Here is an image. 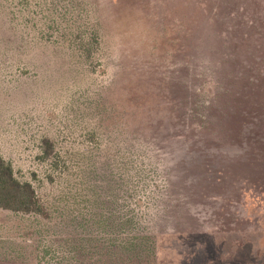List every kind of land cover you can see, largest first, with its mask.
Returning a JSON list of instances; mask_svg holds the SVG:
<instances>
[{
    "label": "rangeland",
    "instance_id": "374dc122",
    "mask_svg": "<svg viewBox=\"0 0 264 264\" xmlns=\"http://www.w3.org/2000/svg\"><path fill=\"white\" fill-rule=\"evenodd\" d=\"M52 2L0 0V156L49 214L0 209V264H264V0H76L91 59ZM112 187L153 253L77 262L68 209Z\"/></svg>",
    "mask_w": 264,
    "mask_h": 264
},
{
    "label": "trees",
    "instance_id": "16d2710c",
    "mask_svg": "<svg viewBox=\"0 0 264 264\" xmlns=\"http://www.w3.org/2000/svg\"><path fill=\"white\" fill-rule=\"evenodd\" d=\"M57 2L63 3V9L59 10L57 14L68 20L67 24L63 28L64 38L62 43L67 47L72 48L78 52L83 58L91 59L92 51L94 48L99 46V33L95 24L84 27L78 23L81 16L74 15L80 12L77 10L76 0H53L52 5ZM68 15V18L66 17ZM43 150L40 158L43 159H54L53 163L55 167H58L55 161L56 153L53 150L52 140L48 137L42 141ZM132 168V167H129ZM128 168V169H129ZM123 177H126L128 181L133 178L134 174H131L127 170ZM128 184V183H127ZM114 192L108 195V198L95 202L97 198L96 194H90L87 196H81L80 194L75 195L77 203H83V208L71 206V198L69 195L64 196V208L72 207L68 209L67 215H73L77 213L74 220L76 228L79 231L73 232V251L77 253V262H83L82 259L91 256L92 250H100L102 256H107L109 259H118L130 261L140 259L138 250L144 246L145 249L150 250L153 253V239L144 234L142 226L140 227L138 212L147 209L148 205L144 204V200L137 202V208L131 207V204L126 205V213H122L121 209L118 208V195L117 190L112 187ZM129 190V189H128ZM112 194V195H111ZM131 199L134 200L133 196L130 195ZM0 209L8 210L13 213H21L26 215H39L48 220L49 214L47 208L39 200L34 187L28 181H19L13 172V169L9 163H7L0 156ZM139 209V210H138ZM138 212H135L137 211ZM61 213V212H60ZM62 217V216H60ZM78 218V219H77ZM93 229H97L93 231ZM82 232V234H80ZM112 233L114 236L126 235L123 241L118 242L115 238H109L108 236ZM106 238V239H105ZM116 240V241H115ZM93 241L92 249L90 244ZM147 241L150 242V246H147ZM117 242V243H116ZM146 242V244H145ZM88 248L86 249V246ZM138 249V250H136ZM88 251V254L86 253ZM90 252V253H89ZM94 255V253L92 252ZM75 257V256H74ZM124 257L123 259H121Z\"/></svg>",
    "mask_w": 264,
    "mask_h": 264
}]
</instances>
